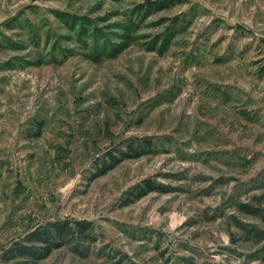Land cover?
<instances>
[{
    "label": "rangeland",
    "instance_id": "374dc122",
    "mask_svg": "<svg viewBox=\"0 0 264 264\" xmlns=\"http://www.w3.org/2000/svg\"><path fill=\"white\" fill-rule=\"evenodd\" d=\"M0 264H264V0H0Z\"/></svg>",
    "mask_w": 264,
    "mask_h": 264
},
{
    "label": "trees",
    "instance_id": "16d2710c",
    "mask_svg": "<svg viewBox=\"0 0 264 264\" xmlns=\"http://www.w3.org/2000/svg\"><path fill=\"white\" fill-rule=\"evenodd\" d=\"M123 156H125V153H123L122 154ZM112 158H113V161H110V162H106V166L105 167H102L100 170H99V174H101V173H103V172H105L107 169H109V168H111V167H113V165H115L118 161H119V159L118 158H116L115 156H112ZM121 159V158H120ZM57 229H59V228H57ZM41 232V230H37V233L38 232ZM46 231L48 232V230H47V228H46ZM36 233V232H35ZM35 239H38V240H44L45 241V239H44V237H42L40 234H33V236H30L29 237V240H35ZM62 242H60V243H57V244H53L52 246H48V247H46V251H45V253L43 254L44 256H46V255H48L51 251H52V249L54 248V247H59L60 246V244H61ZM31 249H34V251H31ZM19 250H20V252L21 253H26V254H35L36 252H35V250H37V249H35V247L34 246H25V245H21L20 246V248H19Z\"/></svg>",
    "mask_w": 264,
    "mask_h": 264
}]
</instances>
